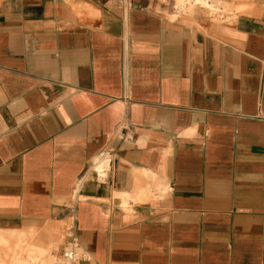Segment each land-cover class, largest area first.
<instances>
[{"label": "crops", "instance_id": "1", "mask_svg": "<svg viewBox=\"0 0 264 264\" xmlns=\"http://www.w3.org/2000/svg\"><path fill=\"white\" fill-rule=\"evenodd\" d=\"M205 1L0 0V264H264V0Z\"/></svg>", "mask_w": 264, "mask_h": 264}, {"label": "built area", "instance_id": "2", "mask_svg": "<svg viewBox=\"0 0 264 264\" xmlns=\"http://www.w3.org/2000/svg\"><path fill=\"white\" fill-rule=\"evenodd\" d=\"M99 157L102 158L104 167L100 172L93 171L96 174L97 180L105 183L115 173V159L109 153H103ZM65 240V248L62 252V259L65 264H87L90 262L89 255L79 245L73 224L67 229Z\"/></svg>", "mask_w": 264, "mask_h": 264}, {"label": "bare ground", "instance_id": "3", "mask_svg": "<svg viewBox=\"0 0 264 264\" xmlns=\"http://www.w3.org/2000/svg\"><path fill=\"white\" fill-rule=\"evenodd\" d=\"M207 4L205 0H177L176 2V9L179 11L180 15L181 13H191L196 6ZM207 6V5H206ZM208 8V7H207ZM177 16V15H176ZM171 18V17H170ZM173 19L176 18L172 17ZM104 167L102 158L98 157L96 158L93 166V170L101 171ZM25 250V249H24ZM3 252V251H2ZM46 252V251H45ZM4 253V252H3ZM23 253V252H22ZM8 254V253H7ZM11 254V253H10ZM18 255V254H17ZM62 253L59 255H53L52 256V264H65V262L62 259ZM5 256V255H4ZM15 257V256H14ZM18 258V257H15ZM13 259V258H12ZM9 261V260H8ZM36 261V260H35ZM37 262V261H36Z\"/></svg>", "mask_w": 264, "mask_h": 264}, {"label": "rangeland", "instance_id": "4", "mask_svg": "<svg viewBox=\"0 0 264 264\" xmlns=\"http://www.w3.org/2000/svg\"><path fill=\"white\" fill-rule=\"evenodd\" d=\"M113 1H116L118 4L120 3V5H122V6H124L123 7V9H125V7L127 6V4H128V2H130V1H132V0H113ZM167 4H169L171 7H172V9H173V11H176L177 9H175V0H168V3ZM181 18L182 17H185V15H182V16H180ZM139 201H141V200H139ZM146 201V200H145ZM73 224V222H72V220L70 219L69 221H68V223L65 225V229H64V235L66 236V232H67V229L71 226ZM65 241L66 240H64V242L62 243V245H61V247H60V249H61V251L63 252V250H64V248H65Z\"/></svg>", "mask_w": 264, "mask_h": 264}]
</instances>
